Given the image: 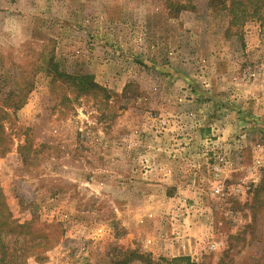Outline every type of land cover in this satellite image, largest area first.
Instances as JSON below:
<instances>
[{"label": "rangeland", "instance_id": "rangeland-1", "mask_svg": "<svg viewBox=\"0 0 264 264\" xmlns=\"http://www.w3.org/2000/svg\"><path fill=\"white\" fill-rule=\"evenodd\" d=\"M165 2L0 0V57L31 47L38 63L55 48L104 90L39 74L7 124L0 187L14 219L59 224L38 227L50 249L30 264H263L262 30L224 35L204 8ZM190 242L195 258L168 254Z\"/></svg>", "mask_w": 264, "mask_h": 264}, {"label": "trees", "instance_id": "trees-1", "mask_svg": "<svg viewBox=\"0 0 264 264\" xmlns=\"http://www.w3.org/2000/svg\"><path fill=\"white\" fill-rule=\"evenodd\" d=\"M165 3L170 14L174 12L181 14L183 11L192 10L197 13L204 8L212 19L221 21L224 35L229 36L240 31L248 22L256 21L264 37V0H166ZM45 51L37 53L38 63L32 61L34 54L31 47L26 51L28 56L23 55V60L17 63L14 62L12 54L0 57V157L10 152L9 145L12 144V136L7 132V124L13 123L16 114L27 104L35 89V77L39 74L50 78L52 86L70 87L80 95L104 92L93 75L71 74L63 69L56 59L55 48H51L47 53ZM29 147L27 139L19 146L18 151L24 165L30 164ZM40 225L51 231L59 226V224H41L34 215L32 220L23 224L18 223L0 187V264H30L32 258L36 261L41 260L43 254L50 249V245L47 246L50 240L48 235L41 234V229L38 230ZM36 233L39 234L35 235ZM128 255L131 259L135 257V253ZM128 261L121 264H126Z\"/></svg>", "mask_w": 264, "mask_h": 264}, {"label": "crops", "instance_id": "crops-1", "mask_svg": "<svg viewBox=\"0 0 264 264\" xmlns=\"http://www.w3.org/2000/svg\"><path fill=\"white\" fill-rule=\"evenodd\" d=\"M174 249V251H173ZM172 249V251H168V254H172L175 255V256H179V255H191L193 258H195L197 256V253H198V247L194 244V242H190V243H186V244H182L181 246L179 247H175ZM166 254H167V251H166ZM195 254V255H194Z\"/></svg>", "mask_w": 264, "mask_h": 264}, {"label": "built area", "instance_id": "built-area-1", "mask_svg": "<svg viewBox=\"0 0 264 264\" xmlns=\"http://www.w3.org/2000/svg\"><path fill=\"white\" fill-rule=\"evenodd\" d=\"M213 248H215V246H213Z\"/></svg>", "mask_w": 264, "mask_h": 264}]
</instances>
